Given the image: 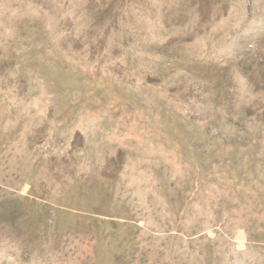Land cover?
<instances>
[{
	"label": "rangeland",
	"instance_id": "rangeland-1",
	"mask_svg": "<svg viewBox=\"0 0 264 264\" xmlns=\"http://www.w3.org/2000/svg\"><path fill=\"white\" fill-rule=\"evenodd\" d=\"M0 264H264V0H0Z\"/></svg>",
	"mask_w": 264,
	"mask_h": 264
}]
</instances>
